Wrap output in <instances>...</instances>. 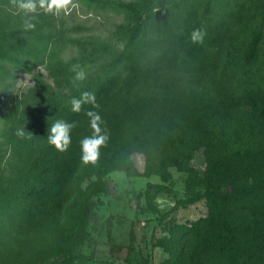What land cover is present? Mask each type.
Wrapping results in <instances>:
<instances>
[{"label":"rangeland","instance_id":"rangeland-1","mask_svg":"<svg viewBox=\"0 0 264 264\" xmlns=\"http://www.w3.org/2000/svg\"><path fill=\"white\" fill-rule=\"evenodd\" d=\"M160 1L169 21L132 40L122 13L88 0L38 9L27 32L14 0H0L1 56L25 62L46 30L63 29L79 40L56 54L66 72L120 38L121 76L99 99L108 140L84 164L87 119L67 150L46 141L55 119H77L70 87L43 70L66 96L27 108L32 72L0 61V139L9 127L27 153L0 186V264H264V0ZM197 28L202 43L190 39ZM106 64L82 70L94 79ZM253 117L257 127L234 132Z\"/></svg>","mask_w":264,"mask_h":264},{"label":"trees","instance_id":"trees-1","mask_svg":"<svg viewBox=\"0 0 264 264\" xmlns=\"http://www.w3.org/2000/svg\"><path fill=\"white\" fill-rule=\"evenodd\" d=\"M90 5L93 8H111L117 13H122L125 17L126 23L123 25V28L119 31V34L122 36L131 37L132 40L141 38L142 36L147 38L151 37L155 32L154 27L164 25L169 21V18L161 14L162 3L160 0H88ZM206 4L209 2L204 0ZM237 2V0H236ZM122 26V25H121ZM124 34V35H123ZM79 42L77 38L66 36L63 29L59 30H46L44 35L41 37V45L39 51L31 52L27 50V55L24 56L23 62L18 59H15L12 56H1L0 61H15L18 60L20 67L26 72H32L33 84L28 89L26 99L31 100L33 105L26 104L27 108L31 107H43L45 103L51 102V96L53 98H63L66 96V92L62 91L51 92L49 88H52L49 83L42 79V71H48L54 76V82L58 88L60 86L70 87L71 94L76 96L79 95L81 91L87 90L95 93L97 105H99V99L103 98L106 93L113 88V86L121 79L120 71L114 69V65L118 60V45L120 44V38L113 41H100L99 44L95 47H91L92 51L90 57H84L80 61L77 67L83 69L87 66H97L102 65L103 62L107 61L106 71H101L100 75L94 79H91L89 75H86L83 80H75V73L73 67H70L69 70L64 72V68L55 63L56 54L67 44H76ZM86 49L82 51L85 52ZM99 54H109V58L102 59H93L94 56ZM53 89V88H52ZM59 90V89H58ZM35 107V108H36ZM91 105L82 106V111L78 113L77 119L75 120V128L78 129L82 124H85V115L83 109L90 108ZM102 106L96 108L97 111H101ZM3 119H5L3 117ZM250 125H245L246 122L243 118L239 121H236L235 126L233 127L234 132L241 130L245 131L257 127L258 122L255 117L252 119ZM9 127L6 128L4 133V140L0 139V186H4L7 182L8 177L11 176L9 173V168L12 169L18 166L20 163H23L26 160L27 153L26 151L19 153V140L14 137H10L8 133ZM3 146L6 148L3 149ZM7 150V151H6ZM236 154V152H235ZM209 220L207 218L202 219L197 222V226L205 225Z\"/></svg>","mask_w":264,"mask_h":264},{"label":"clouds","instance_id":"clouds-1","mask_svg":"<svg viewBox=\"0 0 264 264\" xmlns=\"http://www.w3.org/2000/svg\"><path fill=\"white\" fill-rule=\"evenodd\" d=\"M17 11L22 16L21 28L27 32L36 28L37 11L44 13L58 14L66 9L70 0H14ZM205 32L201 28L193 29L190 39L194 43H202ZM75 80H83L85 73L77 66H73ZM70 110L74 113H80L82 106L91 105L90 108L83 109L87 119L90 134L84 135L79 140L80 160L84 164L95 163L100 155V149L108 140V131L105 121L99 111L96 102L95 93L91 91H81L78 96H73L70 101ZM75 122H69L65 119H55L47 127L46 141L57 151H65L71 143V130ZM25 129L19 130V135H24ZM29 134H31L29 132Z\"/></svg>","mask_w":264,"mask_h":264}]
</instances>
